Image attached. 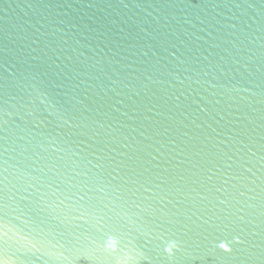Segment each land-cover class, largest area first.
Here are the masks:
<instances>
[{
    "label": "water",
    "instance_id": "obj_1",
    "mask_svg": "<svg viewBox=\"0 0 264 264\" xmlns=\"http://www.w3.org/2000/svg\"><path fill=\"white\" fill-rule=\"evenodd\" d=\"M0 264H264V0H0Z\"/></svg>",
    "mask_w": 264,
    "mask_h": 264
}]
</instances>
